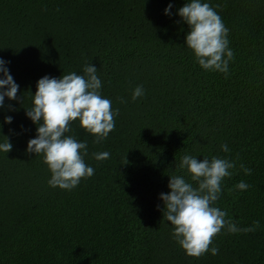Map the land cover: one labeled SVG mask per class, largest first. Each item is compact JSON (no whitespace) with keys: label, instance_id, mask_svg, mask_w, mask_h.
I'll list each match as a JSON object with an SVG mask.
<instances>
[{"label":"trees","instance_id":"16d2710c","mask_svg":"<svg viewBox=\"0 0 264 264\" xmlns=\"http://www.w3.org/2000/svg\"><path fill=\"white\" fill-rule=\"evenodd\" d=\"M207 2L229 29L227 76L201 69L184 47L187 25L175 15L184 0H0V58L24 98L0 109V123L13 116L0 129L13 145L0 153V264H264V0ZM86 60L118 110L115 127L95 143L71 122L66 135L87 141L94 174L70 191L49 187L42 155L24 152L36 127L25 108L40 77L82 74ZM138 84L145 94L132 101ZM101 151L109 158L94 159ZM185 152L251 169L233 170L216 203L238 227L261 226L222 229L215 256L186 255L163 218L158 194ZM240 180L246 191L234 190Z\"/></svg>","mask_w":264,"mask_h":264},{"label":"clouds","instance_id":"9594fccd","mask_svg":"<svg viewBox=\"0 0 264 264\" xmlns=\"http://www.w3.org/2000/svg\"><path fill=\"white\" fill-rule=\"evenodd\" d=\"M172 8L173 4L168 3L162 14L170 17ZM175 15L179 17L178 22L187 25L184 47L191 51L196 64L205 71L227 76L234 53L229 47V29L215 8L207 0H184L175 10ZM89 61H85L82 74L70 71L59 77L47 74L40 77L35 83V92L30 93V106L25 108L26 118L36 127L35 135L27 140L24 152L42 155V162L50 173L46 181L49 187L70 191L81 179L94 174L93 167L84 160L87 141L66 135L71 122L78 121L79 127L94 136L95 143L103 142L115 127L114 116L118 110H114L111 100L101 94L102 81L97 74L98 69ZM7 64L8 61L0 58V109L5 108V98L21 102L24 99L17 95L19 85ZM144 94L143 86L138 84L132 89L131 100L135 101ZM120 101L126 102L123 97ZM7 107L14 111L11 104ZM12 121V115H5L0 129ZM0 135L4 137L0 140V153L6 154L13 145L7 136ZM220 150L225 153L231 151L227 144H221ZM109 156L108 151L93 153L96 160H106ZM237 167L245 175L251 174L250 168L243 163L237 165L235 159L227 156H204L198 160L196 155L185 152L174 165L180 174L168 175V191L159 193L158 199L163 205L164 220L172 226V239L186 255H217L219 248L213 244V238L222 229L235 234L260 228L259 220L246 227H238L237 222L231 217L226 219L227 212L217 206L224 179L230 178ZM249 187L240 180L234 185V190L242 192Z\"/></svg>","mask_w":264,"mask_h":264}]
</instances>
